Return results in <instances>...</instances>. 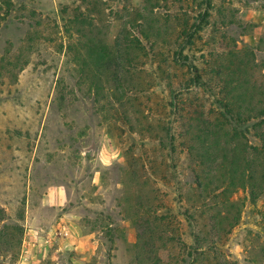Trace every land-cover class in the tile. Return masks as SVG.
Here are the masks:
<instances>
[{
    "label": "rangeland",
    "instance_id": "obj_1",
    "mask_svg": "<svg viewBox=\"0 0 264 264\" xmlns=\"http://www.w3.org/2000/svg\"><path fill=\"white\" fill-rule=\"evenodd\" d=\"M224 100L255 145L264 0H0V264H264V195L195 183Z\"/></svg>",
    "mask_w": 264,
    "mask_h": 264
},
{
    "label": "trees",
    "instance_id": "obj_2",
    "mask_svg": "<svg viewBox=\"0 0 264 264\" xmlns=\"http://www.w3.org/2000/svg\"><path fill=\"white\" fill-rule=\"evenodd\" d=\"M217 105L219 117L209 124V134L214 136L221 134L225 140L221 143L222 147L216 140L212 142L213 144L204 143L208 146L202 149L201 155L197 159H202L204 156L210 159L208 168L210 173H206L202 178L198 177L195 183L198 189L205 192L211 189L209 193L214 195L215 199L231 208L235 206V202L230 199V196L237 191H247L253 201L264 195V108H261V113L253 119L254 122L250 125L257 142L255 145L249 146V142L245 140L248 130H242V127L249 125L251 120H246L238 105L232 101H220ZM216 149L220 152L218 154L220 156L214 152ZM212 152L214 154H211ZM195 153L197 150L190 147V155H195ZM196 163L205 165L198 160ZM223 166L229 167V169L224 170L226 173H221L217 178L213 173L223 169ZM214 182L218 183V186H212ZM1 212L2 210H0ZM238 220L239 213L237 212L230 220V227H234ZM3 221L0 217V222ZM2 229L7 230V226L3 225ZM152 253H148L150 257L148 264H159V258Z\"/></svg>",
    "mask_w": 264,
    "mask_h": 264
}]
</instances>
